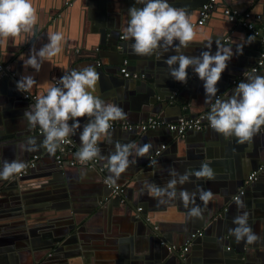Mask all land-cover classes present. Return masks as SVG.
I'll use <instances>...</instances> for the list:
<instances>
[{"label": "crops", "instance_id": "crops-1", "mask_svg": "<svg viewBox=\"0 0 264 264\" xmlns=\"http://www.w3.org/2000/svg\"><path fill=\"white\" fill-rule=\"evenodd\" d=\"M53 1L54 0H31V3L36 10V15L38 18H41V21L43 19L44 24L48 23L51 16L54 15H51V11L56 13L53 16V19L55 18V23L51 25L50 31L47 27L49 32L47 33L46 37L41 38L40 42L42 47L44 44L49 42V34L55 32L61 33L64 39L61 42V51L59 54L62 56L69 54L68 52L70 50V44L73 47L82 46L79 44V42L82 38L87 37L86 34L92 33V30L96 31L97 29H101L103 27V22L107 24L110 23L111 21L106 19V12L109 6L113 7L116 3V0H69L72 5H68V0L66 3H63L62 0V7L59 10L55 8ZM205 1L206 0H168L172 6L184 8L189 15L190 22L198 20L200 8ZM217 2H219V0H217ZM220 2L225 4L229 3V6L234 7L240 12L251 11L257 13L264 11V0H221ZM90 4L96 5V9L90 11ZM135 6L142 7V5L136 3ZM87 14L92 15V20L87 18ZM222 16V11L218 9L213 17H209L204 25L195 26L194 30L196 35L193 41L188 47L182 48L181 51L183 54L188 56H199L202 51L208 50L206 47L205 49L202 48L204 44L206 45L209 41H211V53L215 54V51L217 50V40L225 46H232L234 54L228 61L227 68L222 73L221 79L217 84V96H220L221 100H225L234 93L239 82H246L247 79L245 75H240L242 71L235 73L236 66L241 63L246 64V67L244 68L247 70L246 73H253L251 68L259 55L261 42L260 40L256 39L253 34H247L245 30H240V32L237 31L234 35H230L229 29L232 26ZM127 24L128 21L126 22V26ZM43 28H46V26L44 25ZM125 28L126 27L123 28V25H121L120 41H123L126 46L131 48L133 41L130 39L126 40L121 38V35H124ZM227 33L229 34L227 37L228 40H223L224 35ZM92 35L97 36L96 41H98L99 35L95 33ZM244 35L246 37L242 38ZM249 40H251V42H249ZM197 41L199 43H196ZM230 42L233 44H230ZM175 43H178V41ZM239 44H243L242 54L237 53L236 51L237 45ZM76 51L77 53L75 56H89L95 55L97 53L94 49L79 50L78 48ZM175 54L176 52L174 50H170L169 52L164 53L162 56L153 55L150 58L152 59V63H155L158 67L159 63H165V60L169 56ZM25 58L27 59L28 57ZM25 58L21 60L22 63L24 62ZM49 63V61H45L39 72H36L33 68H30V66L28 68H25L24 66L23 74L26 75L27 73H31L34 78L36 77V74L41 75V80L46 82L50 81L49 83L52 85L56 82V80L52 81L55 77V72L50 71L51 67ZM161 73L158 74L163 75L165 79H167L169 73L168 66L166 64L162 67ZM120 77H123V75ZM196 77V73L191 69L187 83H183L180 90L176 89L177 91H174L173 96L177 97L180 91H183V96L181 98L185 99L186 101L191 100L198 106L203 105L205 101V90L203 87L204 82L200 78H198L199 80L196 79ZM96 87L99 88V85L97 84ZM25 93L27 92L23 93V97ZM30 94L37 95L35 93ZM0 100L3 101V103L9 104V102L13 99L9 94H2L0 91ZM207 104L208 103H206V105ZM185 105L187 106H184L182 110L184 114H188L190 111L189 103ZM206 105L204 112L209 113L211 104L207 107ZM10 111L13 113L11 114L12 117L14 116V118L21 120L20 113L14 107V105ZM137 120L135 119L133 121ZM210 128L211 127L204 128L208 129L207 132L209 135L216 132L215 130H209ZM261 129L258 134L254 135L252 141L249 143L239 144L237 143V139L232 136L231 140H229L231 143L229 144V142H227V144H222V147H216V141L212 139L203 140L199 136L200 132H195L193 134H189L188 136L187 133L185 137H180L177 133V135L171 134L169 129L149 130L146 132L147 134H145V139V135L143 134V141L141 140V142L152 144V149L150 150L149 155L144 158L136 157L135 155L130 157V159H134L136 162L123 173L127 175L126 178L123 179V177L120 176L115 184L124 187V197L127 198L130 196L131 199L136 203V213H139L138 207L140 206H142L144 210H146V206L149 207L150 217L156 224H158V227L163 230L164 236L169 241L174 242L171 244H175L173 246L180 247V252L182 255L185 254V252H183V247L189 238V233L194 230L193 226L197 223L196 226L201 227L199 230L203 231L204 234L203 236H199L198 239L196 238L197 240L195 241L194 245L192 244L193 248L188 252L191 260L195 258L196 261L201 260V264H212L214 262H218V259L214 258H217L219 255H221V257L223 256V258H221L223 259V264H264L263 214L257 212L252 213L250 211L251 206L249 205L250 208H246L248 206L246 203V207L244 209H238L236 206L232 212L228 213L227 217H222L223 215L221 216V211L226 209V205L223 207L221 206V208L217 209V211L211 209V201L216 198L220 200L222 193H230L232 190H236L237 188L240 189L243 178L248 176V172L251 169L250 167L248 169L247 164H250L251 161L258 160L262 154H264V132H262ZM113 131L118 130L114 129L110 133H113ZM73 137L76 140V145L81 144L79 138L80 135L75 133V136ZM186 137L187 140H183ZM116 139L119 141L123 138ZM38 141L40 145V138ZM100 143L104 145L102 148L104 153H106V150L112 149L108 146L111 145V143H108L106 139L102 140ZM162 144H166V148L162 150L158 157L159 160L158 164L156 165V167H158V172L145 171L148 170L145 169L148 164L143 163L141 165L140 162H144L146 159H148L154 150L158 149ZM221 149H224V151H221ZM39 150L42 151L43 147L39 146ZM75 150L71 153L70 159L75 157ZM7 152L8 154H11L13 159L15 157L21 158L22 156L14 144H6L3 149H0V154L2 155ZM206 152L210 154H217V152L223 153L218 163H216V167H214L216 168L215 175H218L219 177H216L215 180L210 181L204 179L203 181L198 180L193 181V183L188 182L183 185H177L178 193L181 190H187L190 193L197 192L195 203L202 208L204 205L199 199V189L203 188L205 190L211 191L213 194L212 199L206 206L208 209H204L206 214L203 212V219L190 218L188 216V208H185L182 201L178 198L167 203H158V200L154 199L151 195L147 193L144 195L140 194V187L144 184V182L147 181L146 179L149 176L154 177L152 181L153 183L159 186H165L169 180L173 178L170 176V169H175L176 172L183 174L186 171H189L192 161L196 156L204 155ZM249 153L252 154V156ZM254 153H257V155ZM41 157V163H39V161L37 162L39 163V169L34 173L28 171L26 176L23 177V187L29 193L34 194L37 192L38 188H40L39 190H43L42 195L45 198L49 197L50 195H53L54 197L53 199L45 202L46 205H43L44 208L41 209L42 213H34L32 225H36L38 227L41 226L42 228L39 229L40 234L31 236L32 240L36 241L39 239L42 243L46 240H51L55 244L60 238L66 237V235H61L59 231L63 230L65 227L67 228L68 226L69 227L65 234L69 236L73 235V230L68 231L73 227V225L67 226L65 219H59V217H62V214L66 212V214L70 213L68 221L71 224H74L76 216L79 218L78 220L81 221V225L83 224V229L80 233V235H83L82 248L85 247L89 253V262L86 263L83 261L85 256L77 255V253H75L77 250L72 249L74 251L73 255H76L74 256V264H144L145 262L146 264H154V262H158L155 264H179L176 261L172 262V260L176 259L174 258L175 256L172 255L173 253L170 248L166 250L163 246L158 244L156 237L151 234L149 235L146 227L136 221V216L134 217L133 215L134 211L131 210L128 205L122 201L117 206L110 203L108 198L104 196L105 193H107L106 188H104L103 192L96 191L98 185L90 183L92 180H88V172H86L88 170L84 171L75 167H68V174L66 177L68 186H70L71 189L66 186L59 187L58 183L63 178H65V176L63 177L59 169L56 170L52 168L53 166L55 167V162L53 156L48 155L47 151L42 152ZM104 167L105 171L109 172L107 163H104ZM136 168L140 173L130 175L131 171L134 172V169ZM244 168H246V171H244ZM56 171H58V177L56 176L57 178L51 173ZM137 176H141L142 179L140 181L134 182V179ZM262 178L264 180V175ZM51 180L54 182L52 185L43 187V184L48 183ZM3 181L4 179H0V251L2 250L6 253L8 260L14 261L15 258H12L11 254H14V251H20V248L17 245L18 240H16L18 237L17 233H23L22 229L25 227V225L28 226V223H24L26 222L24 221L26 215L25 210L22 211L24 218L23 215H19L18 211L13 210L14 208H18V204L21 205V203L19 202L17 204L16 202L12 201L13 196H10V190H5L8 185L6 187H2ZM139 183H141V185L138 188L137 184ZM259 186L260 185H257V189L255 186L256 191L252 192V200H264V189L259 191ZM131 187L132 189H130ZM247 187H250V184ZM62 191L71 193V197L76 199L72 205L69 204L70 209L66 208L64 210L60 199L57 198V195L61 194ZM247 193L251 195V192ZM85 204L90 206L83 207ZM253 205H255V203H253ZM189 207H191V205H189ZM242 211L247 212L248 215H250L248 216V223L251 226L253 232L259 237V240L251 245L246 244L244 241L237 243L235 242V238L226 241L223 233L220 231L221 228L227 231V227L233 225L232 222L234 218ZM28 215L29 214H27V216ZM53 216H57L56 222L46 220L44 221L43 218L36 220L38 217L54 219ZM216 217H218V219ZM78 228H81V226ZM205 230H209L207 235H205ZM46 232L49 233L53 238L47 236V238L43 237L44 233ZM205 236L207 237L204 238ZM60 244L61 243H56L55 246L57 247V245ZM77 245H81V242L77 243ZM233 246H238L244 251L236 252ZM257 246L258 250H256ZM55 249L53 247L52 250L48 251V255L53 254ZM60 252L63 254L62 251ZM247 255L250 257L249 263L246 261ZM147 256L153 259L151 263H147L146 259L144 258ZM59 262L60 261H56L55 263L60 264Z\"/></svg>", "mask_w": 264, "mask_h": 264}, {"label": "water", "instance_id": "water-1", "mask_svg": "<svg viewBox=\"0 0 264 264\" xmlns=\"http://www.w3.org/2000/svg\"><path fill=\"white\" fill-rule=\"evenodd\" d=\"M67 0H63V3H66ZM217 2L215 8L210 13V18L213 17V15L216 13L218 9L222 11L223 18L227 20L231 24L230 35H234L237 31L240 32V30H245L247 34H253L249 29H247L245 26L237 24L235 22H232L229 20L228 16L224 13V10L227 7L234 8L232 6H229L230 4H225L223 2ZM223 1V0H222ZM68 5H72L69 0L67 1ZM136 0H116V3L113 7H108V10L106 12V19L108 21H111L110 23H102L103 27L101 29H97L96 31L92 30V33L86 34L87 37L82 38L79 42V47H73L70 44V50L69 54L65 55H56L53 59H51L49 62L50 64V71L55 72V77L52 81H58L60 77H62L66 72H71L73 70H82L83 68L91 65L93 66L97 72L100 74V80L98 82L99 88L96 87V90L93 92V95L98 96L99 98L103 99L106 103H115L122 107L124 111L127 113V117L123 120H116L114 122L122 123L124 120L130 123H141L144 121H147L150 117H158L159 119L165 121V123H169L172 121H176L181 117H194L202 112L205 111V101L203 105L198 106L194 104L191 100H185L181 98L183 96V91H180L179 95L177 97L173 96L174 91L180 90L183 83L178 82L174 80L170 75L167 76V79L163 75H160L158 73H161L162 67L165 65V63H159L158 67L155 63H152L151 56H138L134 54L132 51V48L126 46L123 41H120V33H121V25H123V28L126 27V22L128 19V10L130 7L135 6ZM53 5L56 9H61L62 7V0H54ZM93 9H96V5H91L89 7V10L92 11ZM51 15H55L53 11H51ZM50 15V16H51ZM53 15V16H54ZM127 15V17H126ZM53 16H51L50 21L48 23L44 24V21L39 17L38 18V24L37 28L38 31H36L32 36H27L26 34H21L20 36H17L15 38H2L0 39V91L2 94H9L12 101L8 103H3V101L0 100V149H3L6 144L16 145L17 149L22 154L21 158L15 157L14 159L23 161L24 163L31 160L35 155H37L39 158L37 162L41 163V153L44 151H47L45 148H43L42 151L39 150V138L40 141L43 140V134L39 130H41L39 127L36 128H30L28 125L27 120L24 117L25 110L29 109L31 104H34L36 100L32 99H25L23 97L22 91L17 89V82L21 79L22 76H25L23 74V67L24 62L22 63L21 60H23L25 57H29L31 55V52L33 48L36 50H39L41 47V38L46 37L47 33L51 29V25L55 23V18L53 19ZM96 16V12H95ZM94 16V17H95ZM38 17V16H37ZM87 18L89 20H92V15L87 14ZM197 21V20H196ZM196 21H192L195 23ZM44 25L46 28H43ZM195 27V25H193ZM197 26V25H196ZM49 28V31L47 29ZM91 27V24H90ZM46 29V30H44ZM99 35L98 41H96V37L92 34ZM38 34V35H36ZM227 35V36H226ZM228 33L224 35L223 40L228 37ZM255 36V35H254ZM240 37V36H236ZM246 37L245 35L242 37ZM256 39L260 40L259 36H255ZM13 40V42H12ZM96 41V42H95ZM11 42V43H10ZM229 42V41H228ZM196 43H199L198 41ZM230 44H233L230 42ZM81 50H91L94 49L97 53L95 55H89V56H75L77 53L76 49ZM205 49V44L202 47ZM153 56V55H152ZM26 59V58H25ZM125 59H128V65L130 69L131 65V72H139L141 77L139 78H127V77H120L122 74L120 72V68L123 65V62ZM178 67V65H177ZM246 64H239L236 66V72L239 73V71H242L240 75H244V73L247 72ZM31 68V67H30ZM191 67L187 69L188 77L191 73ZM243 69V70H242ZM57 74V76H56ZM162 74V73H161ZM258 74V73H257ZM26 75H31V73H27ZM261 75V74H259ZM263 75V74H262ZM196 79H198V74H196ZM36 80V84L31 88L29 91L30 93H35L39 96L46 95V90L50 86V81H44L41 80V75H37L34 78ZM41 80V81H40ZM199 80V79H198ZM177 89V90H176ZM42 91V92H39ZM214 102V100H213ZM189 103V112L188 114H184L182 108L184 106H187L185 104ZM14 107L18 110L21 116V120L12 117L11 114H13L10 110ZM210 103L206 105L209 106ZM188 106V107H189ZM80 122V129L77 130L76 134L80 135V133L83 130V126L89 122V117H81L77 118ZM137 121H133V120ZM20 121V122H18ZM74 121L70 120L69 124H72ZM168 130L167 126H161L154 130ZM111 134V145H108L112 149L106 150V153L103 151V144L99 142V147L101 148V154L107 157L110 153L115 151V143L117 141L116 138H123L119 140L118 142L124 144V143H135L136 145H140L143 134H147L146 131H142L140 129H124L119 125ZM151 130V129H150ZM208 129H203L199 131L190 130L187 134H193L195 132H200L199 136L203 140H209L212 139L216 141V147H222V144H229L231 143V137H225L223 134L220 133H212L208 134ZM209 130H213L210 128ZM262 132H264V127L261 129ZM109 132H112V130H109ZM171 134H175L173 131H170ZM75 136V135H73ZM264 136V134H263ZM146 135L144 136L145 139ZM29 138H34L36 141V146L33 150H28V148L32 146H27L26 148L22 149L21 144H27V141ZM105 138L102 137L101 141ZM182 139V138H181ZM183 140H187V137ZM143 141V140H142ZM235 142V141H234ZM80 144L76 145V152L80 148ZM42 149V148H41ZM224 151V149H221V151ZM155 151L146 159L144 162H140L141 165L143 163L148 164L145 169V171H155L158 172V167L152 166L150 167L149 161L150 160H159V155H155ZM75 152V153H76ZM48 155L53 156L55 167L53 166V169H56L60 171V173L65 176L59 183L58 186H66L69 189H71L70 186H68V181L66 175L68 174V167H75L80 170H88L86 172L88 176V180H92L90 183L97 184L98 187L96 191L103 192L104 188H106L107 193H105V197L108 198V201L112 203L113 205H118L121 202V197L124 194H114L112 192V188L108 187V185L105 182V179L108 178L110 173L108 171L100 172L99 167L104 166V163H107L106 160H100L97 163H94L93 166L90 167L91 162L87 163L86 165H75L72 166L69 164L70 160V154H67L63 157L64 161L62 164H59L56 160V153L50 154L47 151ZM223 153L217 152V154H210L205 153L204 155H198L194 158L192 161V165L189 168V171L198 170L201 167V163H209L211 164V167L216 171V163H218L219 159L221 158ZM250 154V153H249ZM257 155V153H254ZM252 156V154H250ZM249 156V155H248ZM11 157V154L4 153L3 155L0 154V167H2V162L4 160L12 161L14 160ZM74 159H77L74 157ZM39 163H36V165L29 169L30 172L34 173L36 170L39 169ZM264 164V154L258 159L251 161L250 164H247L248 169L251 168L248 173H251L253 170H259L261 165ZM83 168V169H81ZM244 171H246V168H244ZM260 171V170H259ZM56 172H51L52 175L55 177L58 175ZM64 173V174H63ZM136 173H140L139 170L136 168L134 169V172L131 171L130 175H134ZM27 174V173H26ZM16 174L12 178L8 180H4L2 183V187H8L5 188V190H10V196H13L12 201L16 202L17 204L20 202L21 205L18 204V208H14V211H18L19 215H23L22 211L25 210V220L28 223V226L25 225V227L22 229L23 233L18 232L17 233V245L20 248V251L16 252L14 251V254H11L12 258H15L14 261H10L7 259V255L4 251H0V264H58L55 263L56 261H60V264H74L75 263V257L76 255H73V250H77L75 253L77 255L85 256L83 259L84 262H89L87 249L83 246V235H80L83 224L81 225V221L78 220L79 218L76 216V220L74 221V224H71L68 221V217L70 213L66 214L63 213L62 217L65 219L67 226L73 225L72 228L68 231H72L73 235L69 236L65 234L68 227L63 228V230L59 231L61 235H66V237L60 238L57 240L56 243H61L60 245L55 246L53 241L46 240L43 243L37 239L36 241L32 240L31 236L40 234L39 229L42 228L41 226L38 227L36 225H32L34 213H42V208L46 205V201L53 199V195H50L49 197L45 198L42 193L43 190L40 191L38 188L37 192L29 193L26 191L23 187V177L26 176ZM249 175V174H248ZM264 175V171H260L258 174V177L255 181H252L250 183V187H246V192L244 195H242V199L248 206L246 208H250V211L252 213H261L263 214L264 218V200H252L251 197L253 195V191L255 190V186L257 189V185H260L258 190L264 189V180L262 176ZM123 179L126 178L127 175L121 174ZM58 177V176H57ZM56 177V178H57ZM219 177L218 175H215V178ZM142 178L141 176H137L134 179V182L140 181ZM154 177L149 176L146 180L152 182ZM191 182L193 181H203L206 178L197 179L195 176H192ZM244 179L242 180L241 186L244 183ZM108 180V179H107ZM215 180V179H214ZM143 181V180H142ZM157 182V180H156ZM54 182L51 180L48 183L43 184L44 186H50ZM130 185V184H128ZM138 188L140 187L141 183L137 184ZM42 186V185H40ZM130 187V186H129ZM102 188V189H101ZM142 189V186L140 187ZM132 189V187L130 188ZM239 189L232 190L230 193H222L221 199L218 200L217 198L211 201V209L214 211H217V209L223 207L226 205V209L221 211L222 217H227L229 212H232L234 208L237 206L235 204V200L232 198V196L236 195L238 193ZM247 192H251V195ZM33 195V196H32ZM57 198L60 199V202L62 203V206L64 207V210L70 209L69 204H73L76 199L71 197V193L68 192H61V194L57 195ZM142 200V199H141ZM124 203L128 205V207L134 211V217L136 218V221L140 224L144 225L148 231V234L154 235L156 237V240L158 244L163 246L166 250L170 248L172 251V255L175 256L174 258L176 260H172L178 262L179 264H201V260L196 261L195 258L191 260L189 256V251L193 248V245L195 241L198 239L194 238L192 240V244L189 246V249L185 252V254H181L180 247L179 246H173L175 244H171L174 242L169 241L163 233V230H161L158 227V224L154 222V220L149 215V207L146 206V210L142 209L139 211V213H136L137 206L136 203L131 199V197H125ZM255 203V205H253ZM44 205V206H43ZM250 205V206H249ZM90 205H83V207H88ZM192 207V205H191ZM143 208V207H142ZM204 208V207H203ZM205 210L208 208H204ZM224 213V214H223ZM251 213V214H252ZM27 214H29L27 216ZM206 214V211L204 212ZM232 216V214H231ZM250 216V215H248ZM54 219H48L46 217H38L43 218L44 221H57V216H53ZM24 218V215H23ZM218 219V217H216ZM39 222V221H38ZM233 223V222H232ZM197 224V223H196ZM194 224L192 232L189 233V238L192 237L193 233H196L201 227L196 226ZM81 228H78L80 227ZM48 227V226H47ZM236 225L233 223V225L227 227L228 230L225 231L223 228L220 229V231L223 233L226 241H229L230 239H234V236L229 231L232 228H235ZM209 233V230H205V235ZM204 234V232H203ZM53 238L49 233H44L43 237ZM203 236V235H202ZM205 236L204 238H206ZM187 240V242H188ZM63 242V243H62ZM81 242V245H77V243ZM186 242V243H187ZM186 245V244H185ZM54 247H56L55 252L53 254L48 255V251L52 250ZM156 247V246H155ZM234 250L243 252L244 250L242 248H239L238 246H233ZM258 250V246L257 249ZM62 251L63 254L60 252ZM79 252V254H78ZM78 256V257H79ZM147 261V263H151L153 261L152 258L149 256L144 257ZM173 258V259H174ZM223 256L219 255V257L214 258L218 259V262H214L212 264H223ZM225 258V257H224ZM227 258V255H226ZM247 263L250 262V257L247 255ZM170 261V260H169ZM70 262V263H69ZM158 263V262H154ZM81 264V263H80ZM146 264V262L144 263Z\"/></svg>", "mask_w": 264, "mask_h": 264}, {"label": "clouds", "instance_id": "clouds-1", "mask_svg": "<svg viewBox=\"0 0 264 264\" xmlns=\"http://www.w3.org/2000/svg\"><path fill=\"white\" fill-rule=\"evenodd\" d=\"M136 4L142 7L129 8V20L123 36L124 39L133 41L131 48L134 54L162 56L174 50L176 54L165 60L168 73L174 80L184 84L188 81L189 67L198 74L204 82L205 103L211 104L210 112L206 116L211 128L225 137L234 136L239 144L251 142L254 135L260 132L261 126H264V75L244 73L246 82H239L234 93L221 100L217 96V84L234 54L232 46H225L217 40V50L212 54V42L209 41L205 45L208 50L202 51L199 56L185 55L181 49L188 47L196 35L187 11L172 6L168 0H136ZM37 24L38 17L31 0H0V39L15 38L21 34L32 36L38 31ZM63 39L59 32L49 34V42L39 50L33 48L31 55L24 60L25 68L30 66L39 72L45 61H50L60 53ZM176 41L178 43H175ZM236 51L242 54L243 44L237 45ZM99 80V72L91 65L82 70L66 72L47 88L46 95L39 96L35 103L25 110L24 117L30 128L39 127L42 130L43 140L39 146L50 154H55L63 144L71 143L70 137L81 127L77 118L89 117V122L83 126L80 133L81 146L75 157L82 165L96 158L106 160L110 173L107 179L115 185L121 174L136 162L130 157L148 156L152 144H122L117 141L114 152L107 157L101 154V138L104 137L108 143L112 142L109 132L111 122L125 119L127 113L119 105L106 103L93 95ZM36 83L32 75H25L17 82V89L29 92ZM70 120L74 122L69 124ZM27 146H32L28 150H33L36 146L35 139L29 138L27 144H21L22 149ZM157 164L156 160L149 161L150 167ZM24 168L23 161L4 160L0 167V179L8 180L21 173ZM170 176L173 178L165 186L150 181L144 182L140 194L147 193L157 199L158 203H167L178 198L184 207L188 208L190 218L203 219L204 208L212 199L211 191L199 189V199L204 205L202 208L195 203L197 192L181 190L178 193L177 185L191 182L192 176L214 180L215 171L210 162H202L198 170L186 171L183 174L170 169ZM235 204L238 209L246 207L242 196L235 198ZM233 223L236 227L229 231L235 242L244 241L251 245L259 240L248 223L247 212L242 211L234 218Z\"/></svg>", "mask_w": 264, "mask_h": 264}, {"label": "built area", "instance_id": "built-area-1", "mask_svg": "<svg viewBox=\"0 0 264 264\" xmlns=\"http://www.w3.org/2000/svg\"><path fill=\"white\" fill-rule=\"evenodd\" d=\"M217 3V0H206L199 11V17L198 20L193 23V25H204L206 21L210 17L211 11L215 8ZM224 13L228 16L229 20L232 22H235L237 24L245 26L247 29H249L253 35L260 37L261 47L259 50V55L253 64L251 71L253 73L263 74L264 75V11L262 12H251V11H244L240 12L239 10L231 7H227L224 10ZM124 35H121V38L123 39ZM225 40H228V38H225ZM128 59H125L123 62L122 67L120 68V72L124 77L127 78H139L143 75H141L139 72H131L128 65ZM235 82V81H234ZM24 97L27 99L36 100L38 98L37 95H33L30 93H25ZM220 98V96H218ZM207 112H202L194 117H181L176 121H172L169 123H165V121L159 119L158 117H150L147 121L141 122V123H130L127 121H123L122 123L118 122H111V127L109 130L116 129L119 125H121L124 129H140L142 131L146 130H154L161 126L166 125L167 128L170 131H173L177 133L180 137H185L186 134L190 130H203L206 127H211L209 121L206 119ZM264 127V126H261ZM42 132V130H39ZM71 143H65L63 144L57 151H56V160L59 164H62L64 159L63 157L67 154L72 153L76 148V140L73 136L70 137ZM166 148V144H162L158 149L155 151V155H160L162 150ZM38 156L35 155L31 160L25 162V168L24 170L19 173V175L26 174L30 168L34 167L37 163ZM99 161V158L94 159L93 161H90L92 164H90V167L93 166L94 163H97ZM69 164L72 166L75 165H81V163L78 161V159H70ZM260 171H264V165H262L259 169ZM259 170H253L249 175L244 179L243 185L240 187L238 193L233 196V199L237 196H242L246 192V187L252 182L255 181L258 177ZM100 172L105 171V167L101 166L99 167ZM106 184L108 187L112 188V192L114 194H124V187L118 185V184H111L107 179H105ZM121 201H125L124 195L121 198ZM143 208L142 206L138 207V211H141ZM203 235V231L198 230L196 233L192 234V237L186 245L183 247V252H186L189 249V246L192 244V240L194 238H197L199 236Z\"/></svg>", "mask_w": 264, "mask_h": 264}]
</instances>
